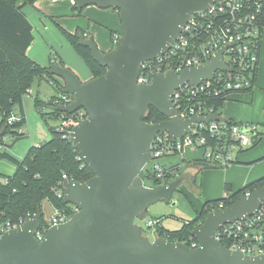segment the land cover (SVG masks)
<instances>
[{
	"label": "water",
	"instance_id": "water-1",
	"mask_svg": "<svg viewBox=\"0 0 264 264\" xmlns=\"http://www.w3.org/2000/svg\"><path fill=\"white\" fill-rule=\"evenodd\" d=\"M72 1L77 9L93 5L117 10L122 27L116 45L107 52L100 51L93 39L80 40L92 59L106 68L104 74L82 82L67 67L53 64L48 70L62 80L60 93L73 98L56 110L71 115L80 109L85 116L72 127L68 141L93 176L84 183L62 182V202L78 210L66 222L52 224L41 241L33 235L41 225L40 217L24 216L19 227L0 235V264H264V255L246 256L213 238L221 225L259 209L264 186L249 196L240 195L231 206L209 212L191 232L196 248L159 237L150 241L135 223L145 218L149 206L160 201L172 204L183 181L177 177L154 188L144 185L139 174L149 162L153 137L164 133L180 140L195 122L218 120L215 114L172 117L173 92L187 82L196 89L202 81L212 80L217 70L233 71L221 61L222 51L229 46L220 47L206 63L178 74L152 72L148 85L137 83L140 64L165 54L190 15L223 0ZM149 107L166 119L144 122ZM242 130L254 135L246 126ZM3 136L0 129V139Z\"/></svg>",
	"mask_w": 264,
	"mask_h": 264
},
{
	"label": "built area",
	"instance_id": "built-area-1",
	"mask_svg": "<svg viewBox=\"0 0 264 264\" xmlns=\"http://www.w3.org/2000/svg\"><path fill=\"white\" fill-rule=\"evenodd\" d=\"M263 0H223L222 3L213 4L205 11L195 12L188 18L181 33L176 37L169 50L153 60L140 64L137 83L148 85L151 82L150 73H180L184 68L200 66L212 58V55L223 46H229L221 53L222 63L233 71L217 70L212 80L202 81L195 86L185 83L175 90L171 97L173 107L172 117L189 119L191 116H208L217 113L207 105L209 98L224 94L244 93L254 88L253 75H257L262 31L258 25L261 15ZM86 36V34H84ZM120 35H114L112 44L115 46ZM197 91V93H196ZM30 94V90L27 91ZM230 94V95H232ZM229 95V96H230ZM72 96L59 93L53 104L69 105ZM61 113V112H60ZM207 123L195 122L185 135L179 140L157 133L151 142L149 162L151 172L157 179L163 180L167 167L158 160L165 156L178 154L183 157L184 151L199 152L200 162L205 167L226 168L235 162L236 155L253 145L257 134L254 124H232L221 121ZM85 119L83 112L78 109L71 115L61 113L56 130L62 137L68 139L74 125ZM16 120L11 116L8 124ZM246 126L252 134L242 130ZM1 149V146H0ZM180 167L173 166L172 172ZM67 180L62 175L58 182L59 190L56 194L62 198V182ZM0 181L5 182L4 179ZM244 195L249 196L250 193ZM70 205L71 212L78 210L75 205ZM222 207V205H220ZM31 219L39 215H25ZM69 218L65 211L52 208L49 216H43L40 227L33 232L34 237L41 241L45 232L54 223H64ZM25 217L18 222L4 220L0 215V235L8 230L19 227ZM155 222L147 221V226H154ZM213 238L223 247L231 251H238L246 256L264 255V202L251 216L221 225L213 233ZM193 242L190 248H196Z\"/></svg>",
	"mask_w": 264,
	"mask_h": 264
},
{
	"label": "trees",
	"instance_id": "trees-1",
	"mask_svg": "<svg viewBox=\"0 0 264 264\" xmlns=\"http://www.w3.org/2000/svg\"><path fill=\"white\" fill-rule=\"evenodd\" d=\"M36 1L0 0V129L4 132V136L0 139V158L9 161L15 166V171L12 175H0V179L5 180V182L0 181V215L4 220L10 222H18L20 218L27 214L39 215L43 221L44 213L41 207L43 201H47L52 208L65 211L68 216H71L70 205L64 204L62 198L56 194V190L60 189L58 182L62 180V175H65L68 180L79 183H84L93 176V172L79 159L75 147L56 130L57 125L49 126L47 124L49 119L59 122L61 113L56 110L57 107L53 104V101L63 87V82L50 75L48 70L53 64L65 66L57 56L51 57L49 66L43 67L27 55V50L34 39L33 28L26 19L22 9L27 5H33ZM73 8L78 12L82 11V9H77L75 5ZM112 10L118 13L117 10ZM258 25L263 31L264 0ZM57 27L66 42L82 59L91 73V78L105 73L106 68L96 63L92 59L89 49L80 44L81 39L88 38L87 35L84 36V32L80 28H77L72 33L58 25ZM114 35V32L109 31L111 43ZM113 47L114 45L112 44ZM256 77V74L253 75L251 81L253 86L256 83ZM36 79L46 80L56 92L55 95L45 102L37 97L34 99L35 109L47 125L50 139L37 146H31L25 156L18 161L10 156L7 150L24 137L21 131L25 125L23 97ZM252 89L242 92H250ZM230 94L209 98L206 103L219 115L220 108ZM11 116L16 117V120L8 124V119ZM165 119L163 115L151 107L147 109L143 117V121L148 124H157ZM259 138L257 133L253 139V145ZM182 161L183 163L181 164L186 162L184 159ZM181 164H176L180 168L175 173L172 172L173 166L167 167V170L165 169L167 173L163 180L154 176L151 172V165H146L139 177L147 187L154 188L167 184L177 177L183 176L185 167ZM146 179L149 180V185L145 183ZM185 181L187 183L188 178H185ZM263 186L264 177L248 183L233 194H229L231 190L228 186H225V196L223 198L205 202L198 212L195 211L194 218L190 220L183 219L181 227L177 230H168L162 227L159 223L162 217L157 218L154 221L157 228V236L167 241L180 242L190 247L191 243L196 242L191 237V232L204 221L209 212L220 207V205L223 208L231 206L238 200L240 195H244L247 192L252 193L255 189ZM178 192L182 193L181 191Z\"/></svg>",
	"mask_w": 264,
	"mask_h": 264
},
{
	"label": "crops",
	"instance_id": "crops-1",
	"mask_svg": "<svg viewBox=\"0 0 264 264\" xmlns=\"http://www.w3.org/2000/svg\"><path fill=\"white\" fill-rule=\"evenodd\" d=\"M69 6H71L72 11L75 10L73 8L74 3L72 0H69L68 3H58L57 0H37L33 5L25 6L22 9V12L24 13L26 19L29 21L30 16L37 17L38 19H40L42 17L41 14H45L43 16H51V17L61 15ZM91 8L93 7H87L86 10L90 11L92 10ZM84 9L85 8H83L82 11ZM82 11L80 12L77 11V12L80 14ZM92 12L102 18L104 16V13H100L99 11L92 10ZM116 14H117V20L115 19L114 16H108V15H106V18L108 20L106 19L104 20L106 24L108 23L110 24V25H105L111 28L109 29V31L114 32L115 35H119L120 30L122 33V27L119 21L118 13L116 12ZM109 17H113V19L112 18L109 19ZM94 23L95 24H92V28H91L92 32L88 31L89 27L86 31L85 30L82 31L84 32V34L88 36V39H93L95 41V39L96 40L99 39L101 35V32L99 31L98 27L103 26L102 24L105 23L102 22V20L94 21ZM117 23L119 26V32L116 29ZM76 29L77 28H75L74 31ZM66 31L69 32L68 29ZM74 31H72V33ZM263 32L264 31H262V33ZM70 48L72 47L70 46ZM110 49H112V43L111 46H107L106 48H103L102 52H107ZM73 52L76 54L74 50ZM76 56H77L76 58L79 59H75V61H73V64L69 63L68 65L70 67L78 66V69L80 70L81 73L80 75H82L81 81L82 82L88 81L89 79H91V73L89 72L88 68L85 66L82 59L77 54ZM60 59L62 60L63 63L67 61L63 57H61ZM42 80L36 79L32 87L29 89L30 94L27 92L23 97L22 104L25 113V125L21 130L22 133L24 134V137L21 139L24 138L27 139H25L24 141L14 143L12 149L7 150V153L18 161H20L25 156L26 152L31 146H37L50 139V133L48 127L40 118L34 106V99L36 97L39 100H41L39 98V91L41 85L40 82ZM53 90L55 92L54 88ZM55 94H52L51 96H49V98ZM29 97L30 98L32 97V102L29 103L30 105L28 106ZM26 108L29 109L28 113L25 110ZM218 116L221 121L233 122L236 124L256 125L257 133L259 134L260 138L254 145H251L247 149L241 150L236 155L235 162L226 168H210V167L203 168L205 166H203L200 162L201 154L197 155V152H193L192 153L193 156L191 155L190 158H185L183 154V157L181 159H184L186 161L184 164H181L183 167H185L183 170V177L186 178V176H188V172L191 170L195 172L200 171L199 172L200 184H199L198 193L206 200L205 202L223 198L225 196V190H224L225 186H228L230 188L231 191H229V194H233L239 191L248 183H251L257 179L264 177V43H262V41L260 45L259 64H258L257 77L254 88L250 92L230 95L225 100L222 107L220 108ZM41 122L44 123L45 125L44 127L41 125ZM26 126H27V132L23 130L26 128ZM14 171H15V166L14 168L9 169L8 174L5 176L12 175ZM180 189L182 193L178 192V196L183 195L187 200L190 199L189 196L186 195L185 191L183 190V187H181ZM161 225L162 227H164L163 224Z\"/></svg>",
	"mask_w": 264,
	"mask_h": 264
},
{
	"label": "rangeland",
	"instance_id": "rangeland-1",
	"mask_svg": "<svg viewBox=\"0 0 264 264\" xmlns=\"http://www.w3.org/2000/svg\"><path fill=\"white\" fill-rule=\"evenodd\" d=\"M58 3H68L69 0H57ZM87 7H93L91 8L94 11H99L100 13H104L103 18L94 14L92 10L88 11L86 10ZM84 7L85 9L79 14L77 11L71 9V6H69L61 15H57L54 17L51 16H43L45 14H41V18L38 19L37 17H29V22L33 28V42L29 49L27 50V55L29 58L34 60L36 63H38L40 66L47 67L51 63V57L58 56L63 57L67 61H65L63 64L65 67L70 69L78 78L81 80L80 70L78 69V66L70 67L68 64H73V61L76 58V54L73 52L72 48L66 43L63 35L59 31L58 26L62 27L64 30H69V32L74 31L75 28H80L81 30H87L92 32V24H95L94 21L102 20L105 24H102L103 26H99L98 29L101 32L100 38L95 39V43L100 51L103 50V48H106L107 46H111L110 40H109V29H111L109 26V23L106 24L105 20H108L106 18V15L108 16H114L117 20V14L116 12L110 10V9H99L95 6H87ZM48 15V14H47ZM113 19V17H109V19ZM116 29L119 32V26L117 23ZM264 31V30H263ZM121 33V30L120 32ZM261 41L264 43V32L261 36ZM57 80H62L58 77H55ZM40 85V91H39V98L41 100L46 101L49 96L52 94H55L53 88L48 84L45 80H42ZM28 106L29 103L32 102V97L28 99ZM26 112H29V109H25ZM27 115V114H26ZM57 120L49 119L47 121V124L49 126H56ZM41 125L44 127V123L41 122ZM24 131L27 132V126ZM27 138L19 139L17 142L24 141ZM15 142V143H17ZM12 149V147L10 148ZM192 151L187 149L184 151V157L190 158L192 155ZM197 155H200L199 152H197ZM193 156V155H192ZM158 162L163 165L164 167L169 166H176V164H181L182 159L181 156L178 154L172 155V156H165L158 160ZM148 165H151L150 163ZM147 165V166H148ZM14 168L13 164L9 161L0 158V175L5 176L8 174L9 169ZM188 182L182 183L181 187H183V190L185 191L186 195L189 196L190 199H186L183 195L178 196V192H175L173 194V200L175 204H166L164 202H157L151 206L148 207L146 211V216L143 220H136L135 223L138 224L142 230V235L149 239L150 241H153L157 236V228L156 226H147V221L153 220L155 221L157 218L162 219L159 221L160 225L163 224L165 228H168L170 230H177L182 225V220H190L194 218L195 216V210L199 211L202 207V205L205 203V199L199 195L198 189L200 184V173L195 172L193 170L188 172ZM2 179V178H1ZM146 184H150L149 180H145ZM175 198V199H174ZM191 200V201H190ZM191 202V203H190ZM44 216H49L52 213V206L47 202L43 201L41 204ZM162 226V225H161Z\"/></svg>",
	"mask_w": 264,
	"mask_h": 264
},
{
	"label": "flooded vegetation",
	"instance_id": "flooded-vegetation-1",
	"mask_svg": "<svg viewBox=\"0 0 264 264\" xmlns=\"http://www.w3.org/2000/svg\"><path fill=\"white\" fill-rule=\"evenodd\" d=\"M180 177H182V179H183L182 183H185V177H183V176H180ZM180 188H181V187H180ZM180 188H179V191H181Z\"/></svg>",
	"mask_w": 264,
	"mask_h": 264
}]
</instances>
